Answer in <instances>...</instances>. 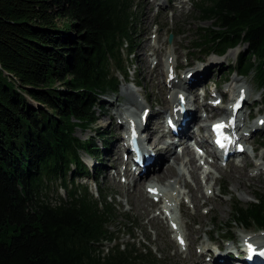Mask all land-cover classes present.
Returning a JSON list of instances; mask_svg holds the SVG:
<instances>
[{"label": "trees", "instance_id": "1", "mask_svg": "<svg viewBox=\"0 0 264 264\" xmlns=\"http://www.w3.org/2000/svg\"><path fill=\"white\" fill-rule=\"evenodd\" d=\"M193 4L197 18L211 22L193 49L222 56L246 44L229 68L252 71L264 100V0ZM134 18L132 0H0V264L160 261L148 246L119 243L108 228L116 218L108 195L76 182L95 178L81 153L101 150L75 129L92 128L101 96L127 76L122 50ZM57 182L65 197L49 194ZM254 198L235 202L231 222L264 231V194Z\"/></svg>", "mask_w": 264, "mask_h": 264}, {"label": "rangeland", "instance_id": "2", "mask_svg": "<svg viewBox=\"0 0 264 264\" xmlns=\"http://www.w3.org/2000/svg\"><path fill=\"white\" fill-rule=\"evenodd\" d=\"M199 1L132 0V10L135 18L131 45L130 47L124 46L122 50L123 58H125L128 65L127 76H118L119 88L117 92L101 96L102 107L98 110L97 120L92 128L86 130L76 128L74 133L81 140L95 138L101 150L100 155L96 156V160H89L88 156L81 153L83 162L93 164L91 172L94 173L95 179H92V177H79L76 182L86 186L88 191L94 195L98 189L107 194V199L114 206L116 212V218L108 228L118 237L117 241L119 243L134 241L139 247H150L152 252L159 253L160 261L158 264H198L199 258L197 257L199 256H196V254H199L205 246L209 247L210 245L211 247L214 243L221 244L227 252L232 247L240 246L241 240L246 237H252V240H258L261 242L259 244H264L263 230H258L254 226L244 228L235 222H231L232 206L235 202H238L241 206H246L247 203L255 201L254 197L257 194H264V148L257 151L258 156L256 159L251 156L246 166H244L243 158L245 155L239 158V163H233L240 166V168L244 167L242 170L243 181L241 180L242 182L239 183L234 178L231 163L222 166L219 163L214 164V161L211 162L209 159L201 158L199 161L195 160L196 165H194L188 161L191 160L192 155H187L184 150L185 147L181 146L176 149V146L173 145L172 152L175 151L180 156L178 164H174L179 180L169 177L158 182L157 187L160 189V194L155 197L158 200L149 196V204L139 201L140 197H137L136 192L133 190L136 188L133 186L134 182L130 177L127 178L124 175L126 165L121 151L116 162L117 166L113 168L114 159L111 157L110 150L122 140L118 117L125 120L126 114L133 113L138 116L141 110V107L137 108L127 101V94L128 100L134 99L145 108L161 111V114L153 119L151 126L152 129L155 125L166 129L164 117L165 113L169 111L168 100L174 96L167 90L163 94L161 93V91H164V86L167 85L164 84V71L167 59H171L169 56L177 64L178 74L181 77H185L184 72L187 70L207 68L209 63L213 64V68L208 70V75L206 74L207 76L203 78L199 84L200 86L198 85V88H196L198 95L200 94L196 98L198 104L207 101L212 102L211 98L213 97L222 96L225 100L236 93V89L241 85L247 89L245 95L246 106L243 109V116L246 119L239 123L245 124L248 120L249 123L254 124L259 117H264L263 90L256 86L253 72L240 76L231 72L232 70L230 71L229 68L231 64H234L239 51L245 49L246 44H238L234 48H229L223 56H217L213 53L205 55L193 49V43L198 39L199 29L206 28L211 23L210 21L199 20L195 15L193 3ZM147 5L150 6L149 21L145 19ZM58 22L60 24L62 20H58ZM145 25L146 27L150 26L147 34H145L143 28ZM170 34L173 35L172 42L168 43ZM139 55L142 60L148 59V70L154 73L153 75L149 74L148 71L144 73V76L143 74L139 75V72L144 69L141 59L138 60ZM160 61L161 70L157 77V73L153 68H157ZM203 92H205L206 97L202 96ZM163 100L166 102L164 103ZM32 104L35 105V103ZM222 104L225 105V103ZM113 107L123 109L124 113L119 115ZM217 107L222 109L225 106ZM199 110L200 114L203 115L201 123L207 126L209 117L202 111L203 108ZM222 111L213 110L212 112L219 115ZM248 112H250L249 119L247 118ZM144 135H147V131L144 132ZM253 137V139L256 138L261 141L264 137V129L254 133ZM148 140L150 141L151 138H148ZM118 144L120 145V143ZM251 147L253 148V145ZM251 147L247 150L248 156L252 153ZM259 155L263 156L262 159ZM254 162H261V164L257 167ZM168 163L173 164L172 157H170ZM116 172L119 174L116 179H113ZM194 172L196 176H193ZM70 175L71 173L67 175L66 182L71 180ZM150 175L151 177L144 176L137 179L138 182H141L140 188L146 195H149L146 188L155 184L151 173ZM106 176L108 178H105ZM134 178L136 179L135 176ZM193 178L199 181L201 191L198 193V197L199 195L204 197L200 199V202L206 200V203L198 209L195 208L188 187H184V182H187L194 188L195 179ZM52 187L49 190L50 195L55 197L58 194L65 197L63 189L58 188V182ZM55 188L58 189L55 190ZM169 197L171 198L169 199ZM168 205H171V209L167 207ZM166 210L175 216L174 222L177 229L181 230V235L185 240L184 245L179 246L174 239L170 228V223L173 220H170L169 216L166 215ZM126 217L130 220H126ZM227 231L230 232L227 233ZM128 232L131 234L130 236ZM112 244L113 242L110 245ZM110 245L106 244L105 246ZM211 248L213 249V247ZM211 254H204V264H211L212 260H209V257H212ZM229 263L241 264L239 260L233 261L231 258Z\"/></svg>", "mask_w": 264, "mask_h": 264}, {"label": "bare ground", "instance_id": "3", "mask_svg": "<svg viewBox=\"0 0 264 264\" xmlns=\"http://www.w3.org/2000/svg\"><path fill=\"white\" fill-rule=\"evenodd\" d=\"M149 9H150V6L147 5V9L145 12V17H146L145 19L148 21H149V12H150ZM143 28H144L145 34H147V30H149L150 26L146 27V25H145ZM136 58H137V55H136ZM169 58H171V59H167V63H165V71H164V84L166 83L167 85H166V87L164 86V89H163L164 91L163 92L161 91V93L163 94L165 92V90H167L169 93H172V95L174 94V96H172V98L170 100H168V103H169L168 109L170 111L169 113H172L173 108H175L176 104H178V100H182V102H183V106L186 110V117L184 120V124L179 127L178 140L176 142L181 144L183 147H185L184 150L187 152V155L190 154V156H191V152H190L189 147L186 143L188 141L189 137L201 136L203 144H205L207 147L209 145L208 140H207V134H208L209 129L207 126L202 125V123H201L202 114H200V111H198V110L200 108H203L206 111L208 117H213V116H216L212 112L213 110H216V111H218V110L222 111L223 110L221 115H220V116H222L224 113L229 114L232 109L229 106L225 110L224 108L220 109L217 106H214V104L207 106L206 104H204L205 102L200 103V104L197 103L198 99L196 100V98H198L199 95H198V91L196 88L202 82L203 78L208 75L207 74L208 70L213 68L212 63H209L207 65V68L202 67L200 69L197 68L194 70H187L184 72L185 77H181L180 74H178L177 64L174 63L171 56H169ZM140 59H141V56L139 55L138 60H140ZM147 60H148L147 58H145L144 60L141 59L144 69L139 72V75L143 74V76H144V73H147V71L151 75L154 74L148 70L149 67H148V61ZM158 64L159 65H157V68L156 67L153 68V70H155V73H157V77L159 75V71L161 70V61ZM153 70H152V72H153ZM172 74H174L175 76H173L172 79H169L168 78L169 75H172ZM200 74H201V76H199ZM143 76H141V77L144 79ZM174 81H175V83H174ZM158 85H160V83H158ZM238 88L236 89V91L238 92L237 96H241L243 101H245V95L247 94L246 93L247 89L241 85ZM129 92H130V90H129ZM217 98H221V97H216V98L213 97L211 99H212V101H214ZM128 99L129 98H128V94H127V101L129 103H131L132 105L136 106L137 108L141 107V110H140V113L138 114V116H136V114L134 115L133 113L126 114L124 117V119L126 118L125 120H122L118 117V119H119L118 125L120 126V130L122 132V134L120 135L121 139L124 140L123 132H125L126 129H128L130 126H132L133 130L138 135V139L140 141L143 140L142 142L148 141V143L150 144L151 147L148 150V154L150 155L151 162H150V164L144 165L143 167H138V169L135 170L134 173L129 168H126V166H125L123 173L127 178L130 177L132 179V182H134L133 186L136 188H134L133 190H134V192H136L137 197L138 196L140 197L139 201L141 203H144V204L145 203L149 204V196L150 195H146L144 192H142V190L140 188L141 182L140 181L138 182L137 179L143 178L144 176L151 177V175H150V173H151L152 179L155 182V184L150 186V187H154L156 190H158V187H157V185L159 184L158 182H161L166 178L174 177L175 179L179 180L178 172L176 171V166L174 164H176V165L178 164V161L180 160V156L178 154H176L175 151L172 152L173 145L177 146L178 144L174 143L173 141H170L169 139H171V137L169 135H167L166 132H164V129L161 128L160 126L155 125V127H153V129H152V126H151L152 121L154 118L158 117L161 114V111H159V110L154 111V110L145 108L144 106L140 105V102H138L134 99H130V100H128ZM163 102L165 103L166 101L163 100ZM113 109H115V111L117 113H119V115L124 113L123 109H120L119 107H113ZM249 115H250V113H248V116H247L248 119H249ZM142 117H144L143 121H141ZM235 119H236V126H239L240 125L239 122L241 120L244 121V119H246V117L241 116V118H240V115H235ZM126 123L128 124L127 128H126ZM197 125H198V127H197ZM246 127L249 129V133L247 136H252L257 130L264 129V117H262V116L259 117L255 121L254 124H250ZM145 131H147V135H144ZM142 138H144V139H142ZM148 138H151V140L149 141ZM122 140L119 141L118 143L121 144ZM243 142L244 141H242V140L239 141V143H243ZM118 143H116V145L113 148H111V150H110L111 155H112L111 157H112V159H114L113 168L114 167L116 168L117 159L120 157L121 147ZM250 144L253 145V148L251 147V151H252L251 155L248 156L247 150L242 151L243 152L242 155H245L243 157L244 158V166H246V164L248 163V159H250V157L253 155V153L255 154V159L258 156L257 151L255 150V147H256L255 142L252 141V142H250ZM213 153L215 154V156H217L215 152H213ZM259 156L262 159L263 156L262 155H259ZM170 157H172V159H173V164L168 163ZM188 161L191 164L193 163L194 165H196L194 163L195 160L193 159L192 156H191V160L189 159ZM233 163L234 162L231 163V165H232L231 170L233 171V174L235 176L234 178H236L237 182L240 183L243 181L242 179H243L244 175L242 174L243 173L242 170L244 167L240 168V166L235 165ZM214 164H218L217 161H215ZM260 164H261V162H255L254 165L259 167ZM196 168H197V166H196ZM194 169H195V167H194ZM198 169H199V167H198ZM192 170H193V168H192ZM196 173H198V172H196ZM118 174H119L118 172L114 173L113 179H116ZM193 174H194L193 176H196L195 172ZM134 176L136 177V179L134 178ZM105 178H108V176H106ZM193 179H195V187L194 188H192L187 182H184V187H188V191L191 193V197H192V200L194 201L195 208L198 209L201 205H204L206 203V200L203 202H200V199L204 198V197H203V195H202V197H200V195L198 197V193L201 191L199 181L196 178H193ZM158 193H159V191H158ZM170 218L173 220L172 216H170ZM173 222H174V220H173ZM245 240H248L252 244L261 243L258 240H252V237H246V239H244V241ZM261 245L263 246L264 244H261ZM211 247H213V249ZM211 247H210V245H209V247L205 246V248L201 252H199V254L196 252L197 253L196 256H199V257H197V258H199L198 264H204L203 256L205 253H207V254L212 253L211 254L212 257H209V260H212L211 264H230L229 263L230 258H231V260L234 259V258L230 257V254L227 252V250H225L224 247L221 246V244H218V243L215 244L214 243L213 245H211ZM235 248L238 249L239 246L238 247L235 246Z\"/></svg>", "mask_w": 264, "mask_h": 264}, {"label": "water", "instance_id": "4", "mask_svg": "<svg viewBox=\"0 0 264 264\" xmlns=\"http://www.w3.org/2000/svg\"><path fill=\"white\" fill-rule=\"evenodd\" d=\"M171 40H172V34L169 35L168 42H171Z\"/></svg>", "mask_w": 264, "mask_h": 264}, {"label": "snow or ice", "instance_id": "5", "mask_svg": "<svg viewBox=\"0 0 264 264\" xmlns=\"http://www.w3.org/2000/svg\"><path fill=\"white\" fill-rule=\"evenodd\" d=\"M249 249L251 250V245H249ZM261 255H264V251L261 252Z\"/></svg>", "mask_w": 264, "mask_h": 264}]
</instances>
